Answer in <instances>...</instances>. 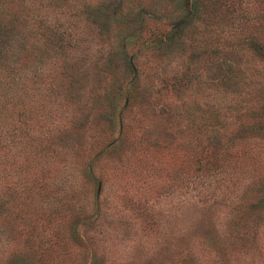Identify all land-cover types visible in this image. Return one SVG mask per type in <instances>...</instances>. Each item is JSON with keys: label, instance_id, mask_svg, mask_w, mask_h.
<instances>
[{"label": "rangeland", "instance_id": "rangeland-1", "mask_svg": "<svg viewBox=\"0 0 264 264\" xmlns=\"http://www.w3.org/2000/svg\"><path fill=\"white\" fill-rule=\"evenodd\" d=\"M0 6V264H264V0Z\"/></svg>", "mask_w": 264, "mask_h": 264}, {"label": "trees", "instance_id": "trees-1", "mask_svg": "<svg viewBox=\"0 0 264 264\" xmlns=\"http://www.w3.org/2000/svg\"><path fill=\"white\" fill-rule=\"evenodd\" d=\"M10 8V7H9ZM11 10H13L12 8H10ZM10 9H5V13H3V15L1 14L2 13V7L0 6V44L4 45V42L6 41V38L4 37L3 34H7V39H9L8 37V34L11 30V26H12V23H13V18H14V15L12 14L11 10ZM14 39V38H13ZM17 39H20L22 40V42H25V37L24 39L22 38V35L19 36V38ZM17 45H22L21 42H18L16 40H14ZM0 58H4L3 54L0 55ZM13 264H14V261L12 260L11 261Z\"/></svg>", "mask_w": 264, "mask_h": 264}]
</instances>
